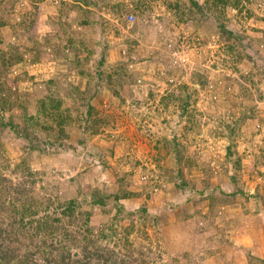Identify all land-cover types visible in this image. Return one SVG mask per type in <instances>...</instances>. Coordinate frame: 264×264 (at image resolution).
<instances>
[{
    "label": "rangeland",
    "instance_id": "1",
    "mask_svg": "<svg viewBox=\"0 0 264 264\" xmlns=\"http://www.w3.org/2000/svg\"><path fill=\"white\" fill-rule=\"evenodd\" d=\"M63 2L0 0V121L41 124L0 126V264H55L63 227L66 264L101 231L117 264H264V0ZM24 195L56 233L24 229Z\"/></svg>",
    "mask_w": 264,
    "mask_h": 264
},
{
    "label": "trees",
    "instance_id": "2",
    "mask_svg": "<svg viewBox=\"0 0 264 264\" xmlns=\"http://www.w3.org/2000/svg\"><path fill=\"white\" fill-rule=\"evenodd\" d=\"M74 3H78L79 1L81 0H73ZM88 4V0H85ZM68 4H70L69 2H66V0H64L62 6H68ZM73 5V4H72ZM76 5V4H75ZM119 7V9L121 10V12L123 10H126V5L125 3H121V4H117ZM125 5V6H124ZM82 23H87V24H90V20L89 18H87V21H82ZM226 31V28H222ZM230 32V31H229ZM240 56V55H239ZM242 56V55H241ZM50 82H52L50 80ZM7 91V93H5V91ZM4 97H3V95ZM8 94L10 95L11 97V94L7 89L4 88V86H0V98H5V100H7V98L5 97L6 95L8 96ZM14 95V94H13ZM16 95V93H15ZM41 102V107H42V110L45 111V112H48L50 115L51 114H55L57 116V120L59 121L60 125L62 123H64L67 118L69 119V121H71V115H67L66 113V109H62L61 107V104L62 102H60V99H57V98H54L52 97V95H49L46 97V99H41L40 100ZM49 104V105H48ZM54 110V111H52ZM56 111V113H54ZM69 116V117H67ZM37 116L33 115V114H30L28 115V121L25 123L24 126H21L18 122H13L12 119H10L11 122H5L4 121V115H1V121H0V126L2 125H9L11 126V128L15 129L18 131V126L19 128H22L23 129V132H24V135L26 137H29V133H30V130H32L33 126L34 127H40L41 124L39 125H36L37 124ZM62 122V123H61ZM229 126V124H227ZM44 126V125H42ZM230 127V126H229ZM45 129H53V126L52 125H47L45 127H43ZM60 129V132H59V135L60 136H57L58 138L59 137H62L63 135H65V130H64V126H60L59 127ZM234 131V129H232V132ZM57 138V139H58ZM54 143H58L57 141H55ZM30 147L33 148V149H37L39 148V150H44L41 148V146L38 144V143H35L33 142V139L31 140V143H30ZM7 179V178H5ZM128 194V192H126V195ZM107 196H109L107 193L103 192L101 189L94 194V199L92 200L93 202L99 204V205H104L106 204V199H107ZM116 200H119L120 196H118V194H115V197H114ZM21 199V198H20ZM91 201V202H92ZM76 203V200L73 199L71 200L70 202H68V205L65 207L64 209V214L66 213L67 215L68 214H72L74 208L73 207H76L75 205ZM40 198L35 196V195H24L23 196V200H22V205H23V208L28 210V211H31V213H29L30 215V218L28 220L29 223L31 224H28V223H25L23 220H24V216L23 218L21 219V222H22V226H24V229L26 231H28L29 227L30 226H34L35 230H33V237L35 236L36 239H38V237L41 236L42 234V231L43 232H48L49 233H56V229L54 231V229H52L54 226H53V222L55 221V219L59 220L60 218H58L57 216H53L52 214H47V213H44L42 216H36L35 214H37V211H38V207L40 205ZM120 208L123 209L124 208V205L123 204H120ZM143 211H146V208H143ZM22 213H24L22 211ZM91 211L88 210L87 211V217L86 219L84 220V223H83V230L85 231H90L92 232L93 230V226L92 224L89 222L90 219H91ZM24 215V214H23ZM15 223V222H14ZM34 223L36 225H34ZM24 224V225H23ZM33 224V225H32ZM51 228V229H50ZM63 235L64 237V243L62 242V240L60 239V244H62V252L60 254H62V257L57 258V261H55V264H66L67 260L66 259H69L70 256H66L65 254H63L64 252H66L67 250H65V248H69L70 246H68L69 244H66V242H68L69 240H73L71 241V244H75V235L67 228V229H64L63 227ZM128 234H130V231L127 230L126 233H125V236H127ZM106 236V233H104L103 231H101L99 234H97V237H93L91 236V238H87L89 239L90 241L88 242V246H84V250H83V253H84V258L86 260V264H117L115 258H114V254H115V249H111V250H104L103 248H98L97 245H95V241H97V239H101L102 237H105ZM73 237V239H72ZM41 241H45V240H41ZM66 241V242H65ZM128 242V240H126ZM37 242V241H36ZM53 249H55V251L57 250L56 247H52ZM13 256V255H11ZM136 256L143 260V263H148V260L146 258V256L144 255V253H141V255L139 256L137 253H136ZM136 256L133 257V259L136 258ZM9 257V255L5 256V258L7 259ZM98 261V262H97ZM119 264H124V261H121L119 262Z\"/></svg>",
    "mask_w": 264,
    "mask_h": 264
},
{
    "label": "crops",
    "instance_id": "3",
    "mask_svg": "<svg viewBox=\"0 0 264 264\" xmlns=\"http://www.w3.org/2000/svg\"><path fill=\"white\" fill-rule=\"evenodd\" d=\"M194 240L198 241V238L196 237V239H194ZM191 249H193L192 251L195 253L196 251H198L200 249V244L199 243L195 244V246L193 248H191Z\"/></svg>",
    "mask_w": 264,
    "mask_h": 264
},
{
    "label": "built area",
    "instance_id": "4",
    "mask_svg": "<svg viewBox=\"0 0 264 264\" xmlns=\"http://www.w3.org/2000/svg\"><path fill=\"white\" fill-rule=\"evenodd\" d=\"M127 18L129 21H133L135 19V15L133 13H130Z\"/></svg>",
    "mask_w": 264,
    "mask_h": 264
}]
</instances>
